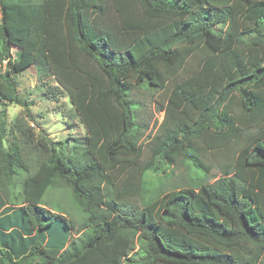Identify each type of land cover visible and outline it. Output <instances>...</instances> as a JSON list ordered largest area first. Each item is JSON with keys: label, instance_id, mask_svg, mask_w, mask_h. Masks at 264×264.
I'll return each mask as SVG.
<instances>
[{"label": "trees", "instance_id": "16d2710c", "mask_svg": "<svg viewBox=\"0 0 264 264\" xmlns=\"http://www.w3.org/2000/svg\"><path fill=\"white\" fill-rule=\"evenodd\" d=\"M0 13V264H264V0H0ZM33 66L85 136L41 137L25 163L4 119ZM135 86L166 96L146 161ZM180 159L198 187L156 194L148 175ZM211 159L221 177L201 183Z\"/></svg>", "mask_w": 264, "mask_h": 264}, {"label": "rangeland", "instance_id": "374dc122", "mask_svg": "<svg viewBox=\"0 0 264 264\" xmlns=\"http://www.w3.org/2000/svg\"><path fill=\"white\" fill-rule=\"evenodd\" d=\"M4 69L5 66H0V72H3ZM14 78L23 106L8 104L6 107L4 119L6 122V139L4 143L6 148H10L12 144H19L23 161L32 163L36 156L34 143L41 137L48 138L55 145L63 143L69 145L75 139L85 136L84 125L75 113L66 92L56 83L53 77L41 79L37 66H33L18 73ZM165 97L161 91L152 92L138 86H135L132 91V101L140 104L138 113L143 126V137L140 141L143 150V161L149 159L151 149L157 138L163 134L162 126L165 121V113L160 111V104H163ZM2 109L3 106H0V111ZM19 120L24 123V128L29 135H32L29 143L25 142V138L16 128V123ZM211 161L212 170L201 183H213L221 177V171L215 161L213 159ZM197 176L196 169H193L188 162L180 159L176 165L166 170V174H149L146 179L158 183L156 194H164L181 188H197L200 184ZM64 194L65 192L62 190H54L49 192L47 199L64 204L69 200V194ZM80 221L81 216L79 215L76 220L78 225Z\"/></svg>", "mask_w": 264, "mask_h": 264}]
</instances>
